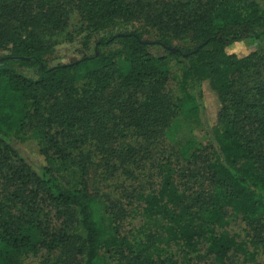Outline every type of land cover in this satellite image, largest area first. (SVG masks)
<instances>
[{"label": "trees", "instance_id": "trees-1", "mask_svg": "<svg viewBox=\"0 0 264 264\" xmlns=\"http://www.w3.org/2000/svg\"><path fill=\"white\" fill-rule=\"evenodd\" d=\"M71 15L93 50L50 64ZM246 39L264 45L258 0H0V264H264V80L238 87L264 49L239 55ZM191 92L214 108L186 171L162 139ZM31 140L37 169L14 146ZM104 152L129 172L115 199L90 188ZM140 154L145 179L125 166Z\"/></svg>", "mask_w": 264, "mask_h": 264}, {"label": "rangeland", "instance_id": "rangeland-1", "mask_svg": "<svg viewBox=\"0 0 264 264\" xmlns=\"http://www.w3.org/2000/svg\"><path fill=\"white\" fill-rule=\"evenodd\" d=\"M259 3L264 7V0H258ZM79 23L76 15H71L69 20V26L66 33L47 35V39L54 43L53 52L48 57L50 64L63 63L71 60L80 58L82 53L90 54L93 50L94 40L97 36H92L90 42L87 45V49L80 44L81 37L78 34ZM122 27L112 29V31H120ZM108 32L103 31L99 34L106 35ZM264 45L262 42L246 39L239 43V45L234 48V51L239 55H244L253 50H263ZM151 51L155 53H163V50L158 47H152ZM5 53V51L0 50V56ZM180 69H183V65H179ZM175 71L177 66H175ZM264 80V70L260 72L259 75H251L244 77L239 83V89L243 92L248 93V100L253 99V94L250 90L251 81L261 82ZM170 89L175 92L174 83L171 84ZM214 104L208 100L204 99L203 103L199 105L194 97L193 92H191V99L184 106V109L175 115V117L170 121L167 127H163V139L162 145L167 151L173 155L179 168L186 170L190 166L188 165L187 159L190 153L198 150L201 151L208 143V126L211 123L210 118L212 117ZM203 110V112H202ZM14 146L19 149L22 153L24 159L32 167L37 169L42 164V158L38 153V147L35 141H25V142H14ZM154 149V148H153ZM121 159L117 157L110 158L107 153H102L98 156L95 163L91 166L89 170L90 188L94 191H100L107 194L112 199H115L120 195L121 190L130 182L128 178V173L121 170L118 163H121ZM133 161H128L125 166H131L130 171L133 177H138L145 179L148 176L147 170L141 166L144 164L145 160L140 155H137ZM106 164H116L118 170L114 176H108L105 180H102V172L107 166ZM148 165V164H146ZM145 173L144 177L143 172ZM153 181V180H152ZM127 224L128 222H124ZM133 226L139 224L138 220L132 221ZM132 228L131 225L127 224L126 229ZM69 254L65 250L56 252L52 254L50 258L46 259V253L40 252L37 255H29L25 257L24 264H72L73 260L69 258ZM111 264H130L127 260L122 257H115V259L109 260ZM201 264V263H200Z\"/></svg>", "mask_w": 264, "mask_h": 264}]
</instances>
